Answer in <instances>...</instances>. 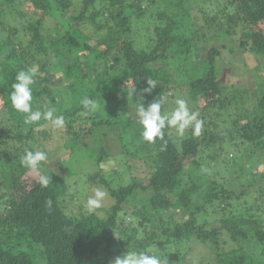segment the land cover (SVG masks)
<instances>
[{
    "label": "trees",
    "instance_id": "obj_1",
    "mask_svg": "<svg viewBox=\"0 0 264 264\" xmlns=\"http://www.w3.org/2000/svg\"><path fill=\"white\" fill-rule=\"evenodd\" d=\"M237 48L234 76L256 78L252 103L248 89L228 91L221 77V59ZM68 52L63 67L41 62ZM90 65L95 77L85 73ZM31 66L33 108L55 106L65 117L68 154L112 165L88 174L110 191L105 209L87 214L45 162L35 172L21 165L38 145L27 138L51 128L34 130L11 107V84ZM175 86L203 127L198 137L166 128L161 151L164 141H143L137 108ZM102 96L130 119L79 115L84 97ZM249 159L264 160V0H0V264H112L128 249L167 262L264 264V167L248 171Z\"/></svg>",
    "mask_w": 264,
    "mask_h": 264
},
{
    "label": "clouds",
    "instance_id": "obj_2",
    "mask_svg": "<svg viewBox=\"0 0 264 264\" xmlns=\"http://www.w3.org/2000/svg\"><path fill=\"white\" fill-rule=\"evenodd\" d=\"M38 71L35 66L27 70H19L15 76V81L11 84L12 91L9 94L11 107L17 112L23 114L26 125H35L36 131L51 125L53 130H62L65 126V117L58 114L55 106L44 105L42 108H33V85L36 82ZM148 87L145 92H151L156 88V82L150 78L147 79ZM129 94V93H128ZM167 98L162 96L154 99L147 107L139 103L137 108V123L141 126V136L143 141L155 144L157 140L164 141L161 151L166 150L167 140H165V129H175L180 137H184L186 130L191 129L193 136H199L202 131L203 121L198 111H192L188 101L177 97L174 101L175 106L169 111L164 105ZM82 110L79 113L81 117H87L96 112L98 103L95 99L84 97L81 100ZM163 106V111H162ZM44 121L45 124L40 122ZM48 159L46 151L31 148L25 149L20 157V162L26 169L35 172L42 163ZM111 163V162H110ZM103 169L105 164L101 163ZM49 177L41 174L38 177V183L41 187L49 185ZM107 193L100 188H96L93 195L87 197L83 209L87 214H93L103 206ZM48 205L51 206V200ZM112 264H162L160 257L151 251H131L127 250L122 256L116 257Z\"/></svg>",
    "mask_w": 264,
    "mask_h": 264
},
{
    "label": "rangeland",
    "instance_id": "obj_3",
    "mask_svg": "<svg viewBox=\"0 0 264 264\" xmlns=\"http://www.w3.org/2000/svg\"><path fill=\"white\" fill-rule=\"evenodd\" d=\"M216 43H217V41L215 40L211 43V45H215ZM226 45L231 46L232 42L230 40H228V41H226ZM233 46H237V45L233 44ZM227 55H228V53H227ZM229 55L231 57L224 56V58L221 59V63L223 64V67H221V70L224 69V72H223L221 77H222L223 81L228 85L227 86L228 91H232L233 89L234 90L239 89V91H242L243 93H245L244 89H248L249 100L252 103V101H253L252 98H255L259 95V89H258V86L256 84V78L250 73L249 74L244 73V74H242V76L240 78H238L237 76H234L238 69L240 71V64L242 65L241 60H239V59H241V51L239 48H237L236 52L234 54L229 53ZM195 56L196 55H194V58H195ZM81 58H82L81 62L86 66L89 62L87 61L86 58H84V57H81ZM231 59H236L237 62L233 63V61H230ZM246 60L249 63H253L254 65L257 64V61L255 60V62H254L253 58L251 56H249L248 58L246 57ZM42 61L45 62L46 64L50 65L52 68H54L56 65H59V66L61 65L63 67L65 65L69 64V52L66 54H62L60 57L53 55V56H51V58H49L47 60L42 59L41 62ZM199 61L202 62L203 59H199ZM52 63H54V64H52ZM95 66H97V65H90L87 69H85V73L95 77L96 76ZM111 71H113V70H111ZM57 72H58V74L61 73V71H58V70H57ZM178 88L179 87L175 86L173 89H171V93H169L167 95V102L164 105V107L167 108L169 111H171L172 108L175 106L174 101L177 97L184 98L188 101L187 96H185L186 92H182ZM171 94L174 95V98L169 97ZM96 101L98 103V108H97L95 113H97L98 119H100V118H112L113 116H115V119L123 120L125 118L130 119L129 113L133 114V112H129V113L125 112L122 105L116 104L112 99L109 100V98L107 96H102L100 98H97ZM249 105H251V104H248V106ZM189 106H190V104H189ZM117 112H119L118 115H116ZM198 112L200 114V111H198ZM124 113H128L129 117L125 116ZM133 118H135V116ZM115 119H113V120H115ZM48 131L50 132V136H48V137L43 136V138H41V139L39 138L38 140L32 139V138H30V139L27 138L26 144L28 145V143L33 142L35 146H36V144H38L37 149L40 146L41 150L47 152L48 159L45 161V165L47 164L48 167H52L53 169L55 168V170L57 169V171L61 172V174L65 178V181L70 186V191H69L70 194L74 193L75 196L77 197L76 200H77V203L80 205V208H83V205L87 200V197L90 195H93L96 188H100L101 190H103L107 193V197L103 202V206L100 208V209H105V207H107L108 204L112 203L110 191L108 190L107 187L103 186L102 184H100V183L93 184L88 180V174L90 172L95 171L97 169H102L100 167V165L95 162V159H94V161L91 159H88L89 157L85 156L86 152L83 150L82 151L77 150L76 156L74 155V153L69 155L67 152L68 151L67 147H66L67 140L64 137H61L59 134V133H61V130H53L51 127ZM174 131H175V129L173 130V132ZM235 149L236 148H234V147L231 148L230 158H233L232 154L236 153V151H234ZM256 155H259V154L256 153L255 158H256ZM106 167H112V165L106 164ZM255 167H259V168L263 169L264 160L259 159L256 163H254L252 161V159L251 160L249 159L246 162V168L248 169V171L251 169H252V171H254ZM105 168H103V169L105 170ZM67 170L70 172L68 173ZM111 170H113V169H111ZM106 171H108V170H106ZM141 173H142V171L140 173H138V176H140V177L143 176V173L142 174ZM105 174H106V176H109L108 173H105ZM145 177H143V179H145ZM233 178L234 177L231 176L229 178V180L226 179L225 181H226L227 186H231L232 188L233 187L235 188L238 186V184L236 182H234V180H236V179H233ZM115 179H116V176H115ZM115 182H116V180L113 181V184ZM116 185L117 184H114V186H116ZM5 188L6 187H4V189ZM5 190L8 191V189H5ZM160 259H162V258H160ZM161 261H162V264H190L187 261L186 262L185 261H175V262L169 261V262H167L166 260H161Z\"/></svg>",
    "mask_w": 264,
    "mask_h": 264
}]
</instances>
